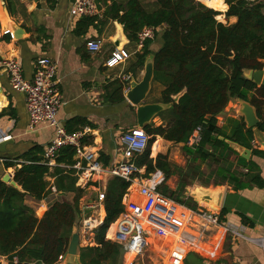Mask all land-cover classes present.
<instances>
[{"label": "trees", "instance_id": "16d2710c", "mask_svg": "<svg viewBox=\"0 0 264 264\" xmlns=\"http://www.w3.org/2000/svg\"><path fill=\"white\" fill-rule=\"evenodd\" d=\"M153 1L157 8L150 11L141 0L123 3L96 0L100 8L105 7L102 17H83L75 29L76 34L85 35L92 26L98 27L105 21H117L123 26L130 43H136L138 34L145 27L165 26L160 36L161 49L153 52L150 48L153 40L146 41L144 48L136 53V64L128 71L135 73L138 68L143 70L146 59L153 54V82L164 87L162 103L170 105L157 116L166 125L156 126L152 122L143 128L152 139L139 165L147 163L148 172L153 170L149 156L159 136L168 142L185 144V153L195 163H223L217 168V175L236 190L252 185L263 186L256 163L245 160L226 143L229 140L252 150L253 156L264 157V151L253 146V128L247 127L243 117L239 120L228 119V125L221 128L217 118L232 100L250 103L258 109L257 116L260 118L259 111L264 105V86L257 87L246 79L244 71L264 69V0ZM7 6L11 16H15L14 0H7ZM224 12L227 19L236 17L237 22L232 25L219 22ZM7 39L10 41V35H7ZM125 85L126 82L118 79L110 82L105 90L108 93L106 100L112 104L126 102ZM184 91L179 101L175 102L173 98ZM11 112L3 111L0 117ZM87 125L94 127L85 120L74 119L67 124L66 129L69 133H76ZM199 126L203 129L202 142L196 148L190 147L191 135ZM257 128L264 132V122H260ZM221 137L225 140H220ZM43 154V147L35 145L20 157L24 162L21 168H17L14 181L24 192L0 179V256L11 259L17 256L22 264H57L68 250L73 229L80 218L83 191L76 188L74 171L60 167L74 163L75 150L63 148L57 157L59 166L53 172L42 163ZM232 155L237 157L238 166L248 169L247 174L233 170V164L229 161ZM99 160L105 166L108 165L109 159L105 154L101 153ZM17 165L5 162L6 169ZM156 167L165 173L167 179L174 175L180 177L176 191L164 188L163 193L179 203H185L188 184L182 180L184 171L169 163L164 155L157 157ZM193 168L199 174V170ZM48 175L55 177L58 191L74 193L75 197L71 203L56 202L39 219L25 201L27 197L42 200L48 195ZM128 187L120 179L110 181L105 200L106 217L96 235L99 246L80 249L81 264H122V247L106 240V233L111 228V235L112 224L124 211L123 198ZM190 201L195 204L193 200ZM220 216H223V212Z\"/></svg>", "mask_w": 264, "mask_h": 264}, {"label": "crops", "instance_id": "0c3cea01", "mask_svg": "<svg viewBox=\"0 0 264 264\" xmlns=\"http://www.w3.org/2000/svg\"><path fill=\"white\" fill-rule=\"evenodd\" d=\"M117 1L123 3L127 0ZM71 7L72 3L70 0H14L16 15L11 16L7 0H0V57L17 58L22 64L26 80L33 79L35 62L39 58L45 56L51 58L57 65L59 90L64 100V105L58 115L60 125L67 131V124L74 119L85 120L92 124L94 127L87 125L81 127L79 131L85 128L90 129L91 133L88 135L86 143L99 150L100 154H105L109 159L107 166H110L115 162L121 149L119 144L120 135L139 126L137 107L132 106L127 100L118 104L110 103L108 99L106 100L108 93L106 94L105 90L110 82L117 79L122 80L126 82L124 88L125 97L129 88L130 77L135 78L138 82L142 80L145 69L138 68L135 73L128 72L136 64V53L141 50H138L137 42L133 43L134 46H132L123 26L117 21L110 20L103 22L98 27L92 26L85 35L76 34L77 23L83 17L73 18L70 15ZM104 10L105 7L102 8V13ZM101 17L99 16L98 18ZM219 20L224 24L230 25L237 22L236 17L227 19L225 12L222 13ZM12 23L18 29L23 30L22 39H10L8 41L7 35H4L6 30H11L10 24ZM164 28L165 26L160 27L153 43L150 45L153 52H157L162 47L160 36L164 32ZM120 29H122L125 39L122 47L127 50V47L131 45L132 50L129 52L132 57L124 65L116 69H108L105 66V62L112 50L115 49L114 41ZM92 40H102L104 46L101 52L94 53L87 48V42ZM128 66L131 67L128 68ZM0 81L5 89L4 94L0 95V114L3 111L12 110L11 114L8 113L0 117V179H3L6 174H10L14 180L17 168H21L24 162L20 157L35 145L42 146L44 149L54 138L55 129L42 126L38 130L31 132L28 128L29 118L26 110L25 95L13 91L5 76H1ZM262 86H264V76ZM163 90L164 87L162 85L153 82L144 105L162 103ZM262 99L264 101V98ZM240 110V101L232 100L224 112L218 116V126L221 128L226 127L228 119L231 118L239 120L242 117ZM255 110L258 115L256 107ZM259 117L260 122H264V105L261 106ZM152 122L156 126L166 125V122L157 116ZM257 136L264 139V132L256 135L253 142L254 148L264 151V147ZM158 142L154 146V153L151 151L155 160L159 155H164L167 156L169 163L172 161L178 167H186L188 159V165L190 163L196 165L188 166V176L196 173L193 167L199 170V173L203 170L206 163L193 162L185 153V144L168 142L161 137H158ZM155 160L152 162L153 170L151 172L159 170L156 167ZM250 160L258 166L257 172L263 182V186L252 185L243 190H236L227 182L210 183L209 186L212 189L217 186L225 188L221 205L223 216H220L223 227H214L202 247L197 250L176 244L172 240L165 242L161 238H155L151 240L153 247L146 253V258L153 263L160 258L161 264H168L174 254V250H178L179 253L177 255L182 258L183 264H264L260 246L249 240L257 239L264 235V157L252 155ZM6 161L14 162L18 165L17 167L6 169ZM229 161L233 164V170L247 174L248 169L237 165V157L235 155H232ZM218 165V167H221L223 163ZM198 175L196 173V175L192 176L197 179ZM176 177L174 175V178ZM176 179L179 180L180 177L178 176ZM167 180V185L160 191L163 192L164 188L176 191L180 181L176 186L171 178ZM188 190L184 198L185 203H183L187 206L186 202L192 200L187 196ZM66 194L69 193H63L61 198H65ZM133 199V196L126 198L127 202ZM37 202L38 200L33 197H27L25 201L28 206L38 212L44 208H39ZM188 207L195 210L199 208V206L197 208ZM98 213L105 219V205L102 206ZM232 230L239 235L237 236ZM123 259L124 257L122 256V262Z\"/></svg>", "mask_w": 264, "mask_h": 264}, {"label": "built area", "instance_id": "2783aa9c", "mask_svg": "<svg viewBox=\"0 0 264 264\" xmlns=\"http://www.w3.org/2000/svg\"><path fill=\"white\" fill-rule=\"evenodd\" d=\"M102 14V8L96 0H75L70 10L73 18L101 17ZM159 30L160 27H145L138 34V50L144 48L146 41L154 40ZM4 35H10L14 40L10 29L6 30ZM86 46L91 52L98 53L102 51L104 44L102 40H92L88 41ZM131 57L132 54L125 48H115L106 60L105 66L108 69H116L127 63ZM0 71H2L1 76L7 78L13 91L25 95L29 130L34 132L42 126L55 129L54 138L44 148L42 162L50 168V172L59 166L57 157L63 148L69 147L76 152L71 166L60 165V167L74 171V177L77 179L76 188L83 191L80 199V218L76 223L80 249L99 246L96 235L104 223V218L98 211L105 205L106 187L111 179H120L129 185L123 198L124 211L112 224L111 235H109L111 228L106 233V240L122 247L124 257L122 264H145L146 253L153 247L152 239L161 238L165 242L172 240L176 244L198 250L208 239L214 227H223L220 213L201 207L195 210L164 195L160 189L167 185L165 173L161 170L148 172L147 163L139 165L152 139V136L148 135L144 129L136 127L120 135L121 149L115 162L110 166H105L99 160V150L86 143L91 133L90 129L85 128L76 133L67 132L58 120L64 100L59 90L57 65L51 58L41 57L35 62L32 80H26L22 64L17 58H2ZM4 92V86L0 81V95ZM202 133L201 126L194 130L189 142L190 147L196 148L201 144ZM158 137L151 151L153 146L159 143ZM149 159L152 162L155 160L151 153ZM46 180L49 182V193L37 202L39 208L44 209L35 211L39 219L43 218V214L56 202H63L61 198L63 193L58 191L55 177L48 175ZM93 194H96V200L92 198ZM128 196H133L134 199L127 202ZM232 232L239 235L234 230ZM249 240L260 246L264 258V235ZM178 253V250H174L168 264H183ZM63 256L59 258L57 264L62 263ZM0 264L22 263L17 256H13L12 259L3 256L0 258Z\"/></svg>", "mask_w": 264, "mask_h": 264}, {"label": "water", "instance_id": "95a60500", "mask_svg": "<svg viewBox=\"0 0 264 264\" xmlns=\"http://www.w3.org/2000/svg\"><path fill=\"white\" fill-rule=\"evenodd\" d=\"M71 3H74L75 0H70ZM199 2V1H198ZM220 13V12H219ZM11 31L14 36V40L22 39L23 30L18 29L14 23L11 25ZM125 41L124 35L122 33V29L119 30V34L114 41V45L116 49L122 48V44ZM145 71L144 76L140 82L136 81L135 78L130 77L129 82V89L126 91L125 97L126 100L134 107H137V121L138 126L140 128H144L146 125L150 124L152 120L158 116L161 112L166 111L170 108V105H166L164 103L159 104H146L144 102L149 95L152 83L154 79V55L148 56L145 62ZM2 75V71H0V77ZM244 76L246 79L254 82L257 87H261L262 79L264 76V69L262 70H245ZM185 93L182 92L181 94L175 96L173 99L175 102H178L182 95ZM241 103V110L240 115L244 118L246 125L248 128H253L254 135H258L263 133V131L257 128L260 120L257 116L255 107H253L250 103L238 100ZM259 137V136H257ZM220 140H225L223 137ZM260 143L264 147V139L259 137ZM226 143L230 146L232 150L238 153L242 158L247 161H250L252 156V150L246 149L234 142L226 140ZM99 154L97 155V158ZM2 181L17 190L24 192L22 188L12 179L10 174H6ZM197 190L193 192H188L187 196L195 202V204L203 209H209L212 212L220 213L221 212V205L225 193V188L223 186H217L214 189H205ZM93 199H97L96 194H93ZM79 235L77 233V226L75 225L73 229V235L68 247V250L63 256L62 263L59 264H81L79 258Z\"/></svg>", "mask_w": 264, "mask_h": 264}, {"label": "rangeland", "instance_id": "374dc122", "mask_svg": "<svg viewBox=\"0 0 264 264\" xmlns=\"http://www.w3.org/2000/svg\"><path fill=\"white\" fill-rule=\"evenodd\" d=\"M197 1H199V0H197ZM141 2L145 6V8L150 10V11L157 8V5L154 3L153 0H141ZM218 17H217V20H218ZM218 21L221 22L220 20H218ZM132 46H134L133 43H132ZM132 46L131 45L128 46L127 50L131 51ZM130 67L128 66V68H130ZM171 164L184 171L185 176L183 177L182 180H185L187 182L189 188H187L186 191L189 189L188 192H193V191L197 190L198 188H200L199 190H202V188L212 189V188H210L211 186H209L210 183H213V182L216 183V182L222 181V179L216 174V170H217L219 165L214 163V162L206 163L203 167V170H201V172H200L201 174L199 173V175L197 176L198 177L197 179L194 178L195 176H192V175H196V173H193V174L188 176V166L191 167V166L195 165L193 163H190L188 165V159H187L186 167H178L172 161H171ZM211 172H213V173L211 174ZM175 176H177L176 178H178V175H175ZM176 178H174V176L171 177L173 183L177 186V184L179 183V181L181 179L177 180ZM74 197H75L74 193H69V194H66L65 198H62V200L66 201V202H73ZM190 199H191V197H190ZM187 203H188V206H192L194 208L198 207L196 204H193L192 201H188ZM144 261H145V264H161L160 258H158L155 263L151 262V260H149L147 258H145Z\"/></svg>", "mask_w": 264, "mask_h": 264}, {"label": "bare ground", "instance_id": "6f19581e", "mask_svg": "<svg viewBox=\"0 0 264 264\" xmlns=\"http://www.w3.org/2000/svg\"><path fill=\"white\" fill-rule=\"evenodd\" d=\"M12 24H10V26H11ZM112 231H113V229H112ZM112 231H111V233H112Z\"/></svg>", "mask_w": 264, "mask_h": 264}]
</instances>
